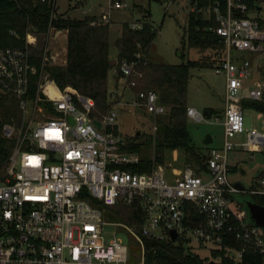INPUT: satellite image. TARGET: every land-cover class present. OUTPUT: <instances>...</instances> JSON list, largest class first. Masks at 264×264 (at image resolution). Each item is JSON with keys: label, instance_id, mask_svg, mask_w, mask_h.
I'll return each mask as SVG.
<instances>
[{"label": "built area", "instance_id": "built-area-1", "mask_svg": "<svg viewBox=\"0 0 264 264\" xmlns=\"http://www.w3.org/2000/svg\"><path fill=\"white\" fill-rule=\"evenodd\" d=\"M124 6L123 0H110L100 19L109 21L110 9ZM189 11L204 17L208 29L220 36L222 48L213 68L225 78L223 119L217 117L223 126L222 144L207 150L200 169L185 161L182 167L167 163L166 170L155 160L154 138L149 169L127 166L138 162L139 155L123 148L128 140L117 123L120 107L139 106L153 118L165 111L153 88L136 91L131 101L122 100L123 88H131L141 75L137 64L149 60L150 43H138L135 59L113 67L121 71L122 90H110L106 110L98 115L92 114V97L70 85L59 88L49 79L47 44L39 67L30 61L33 34L26 33L23 46L0 45V93L17 99L22 113L19 124L4 122L2 127L3 136L15 142L0 162V264H145L143 237L171 239L172 229V240L210 249L226 244L235 259L249 248L264 262L263 230L250 224L239 206L231 205L230 194L238 189L227 175L230 150L264 148L263 113L262 130L252 126L244 141L232 140L245 130L241 100H264L259 62L264 60V0H190ZM144 20L127 23L137 29ZM33 74L37 77L31 87ZM29 102L32 111L27 117ZM186 113L195 121L206 118L195 106L188 105ZM259 183L264 185V177ZM245 190L264 193V186ZM118 203L136 208L133 224L105 220L106 210ZM107 223L121 225L140 250L115 232L108 236ZM230 238L240 245L228 243Z\"/></svg>", "mask_w": 264, "mask_h": 264}, {"label": "trees", "instance_id": "trees-1", "mask_svg": "<svg viewBox=\"0 0 264 264\" xmlns=\"http://www.w3.org/2000/svg\"><path fill=\"white\" fill-rule=\"evenodd\" d=\"M150 1V0H148ZM164 1V0H156ZM200 3L206 0H199ZM136 7L144 11L147 18L140 28L132 29L127 22L122 23L121 35L115 41L117 48L116 61L110 58L108 31L109 22L96 19L95 15L82 18H70L54 15L52 0H0V45H19L26 43V33L35 31L36 35L46 33L50 26L66 30V62L64 64H46L49 79L59 88L70 85L79 93L94 99L92 114L98 115L107 107L111 90L109 86V71L122 60L131 61L136 58L137 44L146 46L151 43L156 34L149 19V11L141 4ZM95 20L92 24L91 21ZM209 22L199 14L188 11L187 25L182 41L189 47L209 49L208 57L202 59L189 58L178 63L150 61L137 64L141 75L135 77L133 91L153 88L157 91L159 101L165 105V111L156 116L154 135V157L157 162H163L166 150L182 149L186 161L196 167H204L205 152L198 149L187 128V85L192 67L213 66L219 61L217 50L222 48L220 36L208 29ZM30 61L40 66L41 58L32 53ZM264 71V68L262 69ZM37 74H33L31 87L35 85ZM121 71L117 69L112 77L114 85L119 84ZM242 107H250L264 114V100L245 97L241 100ZM21 110L17 99L0 93V162H4L12 151L15 139L3 136L4 122L14 125L21 120ZM123 145L128 151L138 153L139 161L127 166L135 171L149 169L151 164L152 133L149 137L140 139L138 132L127 139ZM262 153V168L258 178L264 177V148ZM253 187V186H251ZM255 201L264 204V193L246 191ZM112 215H118L123 221L133 224L138 217L133 205L118 203L111 206ZM234 246L239 242L230 238L226 240ZM136 251L140 250L138 243L130 240ZM145 264H264L260 253L247 248L239 259L229 254L226 244L212 248L213 258L202 257L191 251L181 239H157L143 237Z\"/></svg>", "mask_w": 264, "mask_h": 264}, {"label": "rangeland", "instance_id": "rangeland-1", "mask_svg": "<svg viewBox=\"0 0 264 264\" xmlns=\"http://www.w3.org/2000/svg\"><path fill=\"white\" fill-rule=\"evenodd\" d=\"M110 0H55L54 2V15H60L70 18H82L85 16L95 15L96 19H99L107 9ZM125 6L121 8H111L109 11V54L110 58L114 61L117 57V48L115 45L116 39L121 35L122 23L136 20L137 18H147L143 15L144 11L135 6V4H141L149 11V19L152 27L156 29V34L152 39L148 58L150 61H161L169 63H178L185 61L189 58L202 59L208 57L209 49L189 47L182 41L185 27L187 25V14L190 9V0H123ZM169 3L168 7L167 4ZM250 3V1H248ZM34 35L31 43L28 44L30 53H36L40 56L45 44H47L46 51V64H61V60L64 57V45L66 43V37L64 29H56L54 26L49 27L46 33L36 35L35 31H28ZM54 45V52L51 46ZM52 54V56H51ZM249 57L253 54H249ZM262 68H264V60L261 58L259 61ZM114 67V66H113ZM113 69V68H112ZM109 71V86L111 89H116L118 92L122 90L120 84L114 85L112 77L114 71ZM224 90H225V78L224 75L215 73L213 66L206 67H192L190 69V76L187 85L186 103L189 106H195L202 111L203 108H211L212 114L210 117L195 121L187 118V128L189 130L191 139L194 145L204 151L205 153L211 146H217L222 144L223 126L220 120L223 119V104H224ZM122 100L131 101L134 92L130 88H123ZM28 115L32 111V103H27ZM40 115V113H38ZM244 127L245 130L236 134L232 140L241 142L246 139V129L252 126L259 130H262L261 123L263 115L258 111L250 107H243ZM217 117L220 119L218 120ZM117 123L121 135L129 139L137 132L140 134V139L148 138L152 133L153 138L155 130H153V123L156 125V117L146 112L142 107L134 106L131 104H124L118 111ZM156 129V128H155ZM212 137V141L204 142L207 135ZM153 142V140H152ZM25 146L22 145L21 149ZM12 152V151H11ZM10 152V153H11ZM152 155V144L151 151ZM229 161L236 160L237 167L229 169L228 179L231 182L240 180L245 187L250 184V179L258 176L260 169L262 168V153L261 151H247L236 146L229 151ZM8 158V157H7ZM186 161V154L182 149H179L177 156H173L171 150H166L163 158V163L166 166V170L169 169L167 163H171L174 166L182 167ZM18 162V157L17 161ZM187 162V161H186ZM5 165V164H4ZM3 169L5 166L2 167ZM15 168H18L16 164ZM255 179V178H254ZM246 192V191H245ZM245 192H240L243 194ZM231 200L233 207L239 206L238 197ZM111 207L106 210L104 215L107 221H123L118 215H112ZM108 236L115 232L121 238V240L129 244V236L125 229L121 225H115L107 223L104 227ZM189 246L192 252L197 253L202 257L209 259L213 258L211 249L207 246H200L196 242H191ZM229 254L236 258L234 251L229 250Z\"/></svg>", "mask_w": 264, "mask_h": 264}, {"label": "water", "instance_id": "water-1", "mask_svg": "<svg viewBox=\"0 0 264 264\" xmlns=\"http://www.w3.org/2000/svg\"><path fill=\"white\" fill-rule=\"evenodd\" d=\"M202 114L208 118L211 116L212 111L210 108H203ZM94 122L97 126L100 125L99 120L95 119ZM212 140V137L208 134L205 137L204 142L208 143ZM233 185L238 189L235 192L230 194V198L232 200L236 199V195L240 192H245L244 184L241 181H234ZM239 207L245 212L246 220L253 225L259 226L264 233V204L258 203L255 201L247 192L243 194H239L238 197ZM171 239H174L176 236L175 231L172 229L170 230Z\"/></svg>", "mask_w": 264, "mask_h": 264}, {"label": "crops", "instance_id": "crops-1", "mask_svg": "<svg viewBox=\"0 0 264 264\" xmlns=\"http://www.w3.org/2000/svg\"><path fill=\"white\" fill-rule=\"evenodd\" d=\"M65 31V33L63 34V36H65L66 37V30H64ZM52 49H53V52H54V45L53 46H51V53H52ZM64 53H65V55H64V57L62 58V60H61V64H64L65 62H66V43H65V45H64ZM51 56H52V54H51ZM131 89V88H130ZM134 95H135V92H134ZM134 97V96H133ZM211 109V108H210ZM212 111V110H211ZM260 113V112H259ZM262 114V113H261ZM263 115V114H262ZM212 141V140H211ZM220 145H217V146H211V147H219ZM211 147H209V148H211ZM172 152H173V156L174 157H176L177 156V153H178V151H179V148H175V149H172L171 150ZM229 158V157H228ZM229 160V159H228ZM228 164H229V169H232V168H235V167H237V162H236V160H232V161H229L228 162ZM261 170V169H260ZM252 177V179H250V184H249V186L248 187H245V185H244V187H245V189H247V188H249V187H251V186H255V187H262V186H264V185H262V184H260L259 183V180H260V178H258L257 176H255L254 178H253V176H251ZM238 181H240V180H238ZM246 191V190H245Z\"/></svg>", "mask_w": 264, "mask_h": 264}]
</instances>
